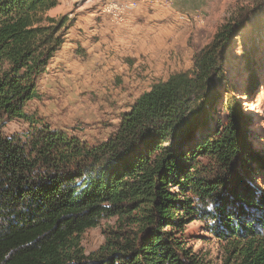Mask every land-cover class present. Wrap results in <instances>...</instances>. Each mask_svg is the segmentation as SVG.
Segmentation results:
<instances>
[{"label":"trees","instance_id":"obj_1","mask_svg":"<svg viewBox=\"0 0 264 264\" xmlns=\"http://www.w3.org/2000/svg\"><path fill=\"white\" fill-rule=\"evenodd\" d=\"M57 3L0 0V264H205L184 239L193 214L227 242L222 264H264V199L255 192L264 163L226 75L235 36L262 29L264 0L241 7L195 53L192 72L153 84L96 143L27 110L65 42V19L47 15ZM259 78L253 71L250 85ZM222 89L225 119L217 120ZM14 120L27 131L7 134ZM112 218L117 229L87 254L83 233Z\"/></svg>","mask_w":264,"mask_h":264},{"label":"rangeland","instance_id":"obj_2","mask_svg":"<svg viewBox=\"0 0 264 264\" xmlns=\"http://www.w3.org/2000/svg\"><path fill=\"white\" fill-rule=\"evenodd\" d=\"M133 1L137 7L130 8ZM255 1L58 0L47 15L65 19V42L38 81L40 97L29 101L27 110L84 141H102L114 131L120 114L153 84L178 72H192L195 53L235 21L241 7ZM258 16L262 29L249 26L235 36L226 75L250 117L252 149L264 163V10ZM249 55L257 64H249ZM253 71L260 76L257 86L249 82ZM225 94L221 92L211 118L225 119ZM28 128L24 121L14 120L5 132L21 135ZM202 135L196 132V137ZM255 186L256 195L264 199V181ZM207 223L198 214L189 216L184 239L205 264H222L228 244ZM118 225L116 218L104 219L87 229L81 238L85 252L99 249ZM124 227L137 231L128 222Z\"/></svg>","mask_w":264,"mask_h":264},{"label":"built area","instance_id":"obj_3","mask_svg":"<svg viewBox=\"0 0 264 264\" xmlns=\"http://www.w3.org/2000/svg\"><path fill=\"white\" fill-rule=\"evenodd\" d=\"M130 8H135L137 7V3L136 2H131L130 5H129Z\"/></svg>","mask_w":264,"mask_h":264},{"label":"water","instance_id":"obj_4","mask_svg":"<svg viewBox=\"0 0 264 264\" xmlns=\"http://www.w3.org/2000/svg\"><path fill=\"white\" fill-rule=\"evenodd\" d=\"M238 17V16H237ZM234 22V21H233Z\"/></svg>","mask_w":264,"mask_h":264}]
</instances>
